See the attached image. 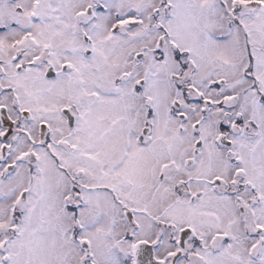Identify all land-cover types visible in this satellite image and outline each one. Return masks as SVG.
I'll return each mask as SVG.
<instances>
[{"label":"snow or ice","instance_id":"1","mask_svg":"<svg viewBox=\"0 0 264 264\" xmlns=\"http://www.w3.org/2000/svg\"><path fill=\"white\" fill-rule=\"evenodd\" d=\"M0 264H264V0H0Z\"/></svg>","mask_w":264,"mask_h":264}]
</instances>
